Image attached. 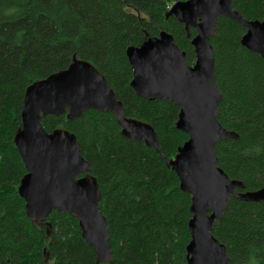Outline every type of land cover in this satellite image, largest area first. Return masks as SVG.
<instances>
[{"label": "trees", "instance_id": "1", "mask_svg": "<svg viewBox=\"0 0 264 264\" xmlns=\"http://www.w3.org/2000/svg\"><path fill=\"white\" fill-rule=\"evenodd\" d=\"M187 0H0V264H187L191 196L168 165L189 136L176 128L180 108L170 100L139 97L131 87L126 52L165 31L193 66L196 54L186 28L167 14ZM248 21H264V0H233ZM247 29L220 17L211 39L222 100L217 119L237 139L216 146L218 166L240 192L264 189V57L242 45ZM85 60L106 78L128 119L155 130L160 153L122 134L112 113L88 110L42 119L49 133H74L90 163L108 221L113 259L98 263L77 218L53 211L40 225L26 214L19 186L27 170L15 144L28 87ZM213 235L230 264H264V200L231 198Z\"/></svg>", "mask_w": 264, "mask_h": 264}, {"label": "water", "instance_id": "2", "mask_svg": "<svg viewBox=\"0 0 264 264\" xmlns=\"http://www.w3.org/2000/svg\"><path fill=\"white\" fill-rule=\"evenodd\" d=\"M233 0H187L176 2L167 17L174 16L192 36L196 61L190 66L187 55L174 37L163 31L139 47H129L126 55L133 70L131 87L141 98L170 100L180 108L176 128L189 136L168 165L177 173L181 189L191 196V242L187 264H230L226 247L213 235V227L228 208L231 198L245 202L264 200V189L240 192L242 182L232 180L218 166L216 146L222 140L237 139L218 121L222 100L215 74V54L211 39L220 17L243 24L247 33L242 45L264 57V21H248L233 8ZM88 110L112 113L123 136L153 147L159 153L155 130L142 121L128 119L122 103L103 74L85 60H75L66 70L28 87L22 113V128L15 144L27 174L19 195L26 214L40 225L53 211L78 219L83 238L95 249L98 263L112 261L108 221L100 210L102 193L91 175L90 163L82 156L77 137L65 129L49 133L42 119L68 114L82 118Z\"/></svg>", "mask_w": 264, "mask_h": 264}]
</instances>
